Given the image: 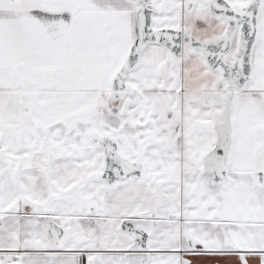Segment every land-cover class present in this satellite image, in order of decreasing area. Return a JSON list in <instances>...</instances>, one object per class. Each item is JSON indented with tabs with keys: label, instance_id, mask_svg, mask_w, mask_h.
Wrapping results in <instances>:
<instances>
[{
	"label": "snow or ice",
	"instance_id": "1",
	"mask_svg": "<svg viewBox=\"0 0 264 264\" xmlns=\"http://www.w3.org/2000/svg\"><path fill=\"white\" fill-rule=\"evenodd\" d=\"M0 264H264V0H0Z\"/></svg>",
	"mask_w": 264,
	"mask_h": 264
}]
</instances>
